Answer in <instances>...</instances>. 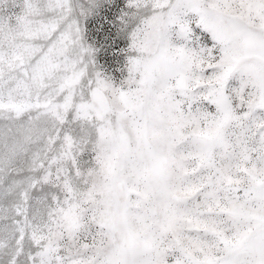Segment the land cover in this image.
<instances>
[{"label": "rangeland", "instance_id": "rangeland-1", "mask_svg": "<svg viewBox=\"0 0 264 264\" xmlns=\"http://www.w3.org/2000/svg\"><path fill=\"white\" fill-rule=\"evenodd\" d=\"M0 264H264V0H0Z\"/></svg>", "mask_w": 264, "mask_h": 264}]
</instances>
